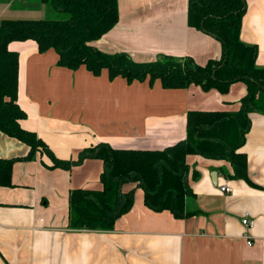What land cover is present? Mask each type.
Listing matches in <instances>:
<instances>
[{
  "label": "crops",
  "instance_id": "1",
  "mask_svg": "<svg viewBox=\"0 0 264 264\" xmlns=\"http://www.w3.org/2000/svg\"><path fill=\"white\" fill-rule=\"evenodd\" d=\"M189 1L118 0V23L91 44L136 62L170 55L204 65L222 56L223 45L190 26ZM22 2L33 18L49 14L40 0ZM0 8L4 14L11 6ZM240 39L257 47L256 65L264 67V0H246ZM9 49L19 53L18 103L27 114L21 124L64 160L74 161L100 142L162 150L187 138L190 111L236 112L248 91L242 81L221 93L197 84L165 88L160 79L111 78L107 69L94 75L84 65L60 66L59 54L40 52L34 40L13 41ZM250 117L240 150L254 185L230 176L233 167L225 159L189 154L194 194L186 199L190 215L183 218L150 209L144 190L130 182L123 190H134V204L112 229H72L70 193L103 188L102 159L51 167L52 157L41 150L32 160H17L10 173L0 167V264H264V113ZM28 152L26 143L0 132V160ZM224 185L231 191L223 192ZM245 213L254 219L252 228L242 223Z\"/></svg>",
  "mask_w": 264,
  "mask_h": 264
},
{
  "label": "trees",
  "instance_id": "2",
  "mask_svg": "<svg viewBox=\"0 0 264 264\" xmlns=\"http://www.w3.org/2000/svg\"><path fill=\"white\" fill-rule=\"evenodd\" d=\"M49 13L59 17L5 18L0 22V132L29 146L25 157L0 160L11 172L20 159L32 160L38 151L49 154L51 167L72 168L86 158L104 162L102 189L77 188L69 197L72 229H112L116 220L134 204V190L123 186L134 182L144 190L145 204L154 211H171L183 218L188 196L194 194L188 180L189 154L225 159L233 167L230 176L249 178L248 157L240 149L250 130L252 112L264 113V67L256 65L257 47L240 39L246 0H190L188 22L218 38L223 45L219 58L206 64L190 57L170 55L152 62H136L126 53L109 54L91 44L108 33L119 20L118 0H40ZM34 40L40 52L55 50L58 64L70 69L86 66L94 75L104 69L111 78L128 81L160 79L165 88L191 84L204 90L227 93L233 83L245 82L248 91L236 112L190 111L187 138L162 150L116 148L106 142L84 148L74 161L57 158L36 132L24 128L25 110L18 103L19 53L9 49L13 41ZM197 177V172L193 173ZM6 184H10L7 183Z\"/></svg>",
  "mask_w": 264,
  "mask_h": 264
},
{
  "label": "rangeland",
  "instance_id": "3",
  "mask_svg": "<svg viewBox=\"0 0 264 264\" xmlns=\"http://www.w3.org/2000/svg\"><path fill=\"white\" fill-rule=\"evenodd\" d=\"M23 1H25V0H23ZM30 1H32V0H30ZM5 3H10L11 8L6 10L7 12H4V14H3V10L0 8V12H2V14H3V15H1L3 17L2 20L5 19V18H11V19H15V18H33L31 16L32 12L29 11V9H27L26 6H24L22 0H17L14 3L10 2L9 0H0V4L4 5ZM53 13L50 12L47 16H55V17H59L60 16L59 13H57L55 15H52Z\"/></svg>",
  "mask_w": 264,
  "mask_h": 264
},
{
  "label": "built area",
  "instance_id": "4",
  "mask_svg": "<svg viewBox=\"0 0 264 264\" xmlns=\"http://www.w3.org/2000/svg\"><path fill=\"white\" fill-rule=\"evenodd\" d=\"M221 190L223 192H230L231 188L228 185H224L221 187ZM242 223L247 228H252L254 226V219H252L248 213H245V215L242 217Z\"/></svg>",
  "mask_w": 264,
  "mask_h": 264
}]
</instances>
